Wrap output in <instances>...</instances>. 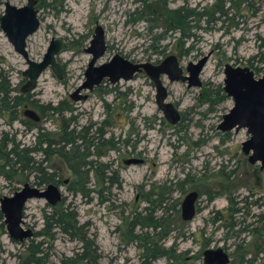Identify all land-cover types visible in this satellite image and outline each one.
I'll return each instance as SVG.
<instances>
[{
    "label": "rangeland",
    "instance_id": "1",
    "mask_svg": "<svg viewBox=\"0 0 264 264\" xmlns=\"http://www.w3.org/2000/svg\"><path fill=\"white\" fill-rule=\"evenodd\" d=\"M36 1L37 5L41 2L37 6L39 27L27 37L26 51L31 60L38 62L50 41L59 40L61 46L55 59L61 77H56L50 67L44 69L36 87L28 92L29 100L51 106L67 102L71 110L65 112L64 120L69 129L87 127L91 135L101 127L103 144L94 148L93 160L108 163L120 181L119 186L113 185L99 193L100 186H94L93 178L88 184L93 192L89 198L82 197L68 191L72 175L62 161L52 156L47 162L60 171L54 184L59 186L65 199L61 205L57 203L56 208L75 212L82 235L94 245L95 263L87 264H146L140 255L142 241L131 240L129 222L132 219L134 223L141 222V217L147 214L156 220L162 219L163 227L141 228L134 224L130 228L131 235H139L140 239L156 235L152 240L169 254L150 264H204L203 251L217 247L229 254L228 264H264V241L258 240L257 234L254 236L252 232L262 229L260 221L264 219V169H260L259 164H250L241 150V143L249 137L245 128L228 134L217 129L223 114L233 105L223 89L217 88L223 86L224 65L249 66L250 61L253 67L259 68L256 71L252 67L257 77L264 71V63L257 58H264V47H260L264 42V0H248L249 9L241 3L237 9L230 10L224 20L216 19L218 14H214L209 22L192 21L186 36L179 30H167L159 40L152 38L163 33L167 25L163 19L151 21L155 26L151 32L148 22L127 21L130 12L141 8L138 0ZM5 2L19 7L27 0H0V16ZM215 2L218 5L215 6ZM221 5L226 9L229 3L166 0L168 9L183 6L187 10L201 11L205 7L214 12ZM98 25L104 31L108 49L96 65L108 61L115 53L132 62L153 64L173 54L186 73L188 63L207 58L200 73V87L188 88L186 82H170L165 75L161 76L168 90L167 101L183 116L178 123L169 124L163 117L155 103L154 85L144 71L130 80H119L115 84L105 80L92 91H81L86 98L77 102L70 98L84 80L91 58L85 49ZM254 56L257 57L253 59ZM0 67L13 86L20 89L26 81L22 71L27 64L1 28ZM25 109L35 111L39 120L24 116ZM22 117L26 125L18 121L8 124L0 115V139H14L20 146H30L37 142L39 128L57 134L59 124H63L58 116H41L29 104L22 110ZM34 158L40 160L43 156L37 153ZM130 158L141 159V162L126 164ZM186 174L191 182L185 186V192L174 190V183ZM26 182L34 185V173H23L16 168L11 179H6L0 170V198L12 196ZM159 184L165 185L157 189L164 192L165 200L161 206L157 201L149 205L143 196ZM191 190L197 191L199 196L197 210L195 217L185 222L180 217V204ZM48 206L44 199H29L23 211V229L30 228L33 234L40 231L44 226L43 213L50 211ZM161 233H164L163 238H160ZM81 236L72 238L56 231L53 238L46 241L32 235L18 242L9 236L1 214L0 264H17V256L24 253V247L31 241L41 243L39 248L44 259L40 264H63V260L77 253H90L79 240Z\"/></svg>",
    "mask_w": 264,
    "mask_h": 264
},
{
    "label": "water",
    "instance_id": "2",
    "mask_svg": "<svg viewBox=\"0 0 264 264\" xmlns=\"http://www.w3.org/2000/svg\"><path fill=\"white\" fill-rule=\"evenodd\" d=\"M36 0H27L23 6H15L9 2L4 3L3 14L0 16V28L14 50L25 60L27 68L22 71L25 83L20 87L22 93L32 91L37 84L38 77L44 69L50 67L56 77L60 78V67L55 55L60 50V41L52 39L41 59L35 62L31 60L26 51V39L39 27L38 9ZM107 49L104 39V31L101 26H96L94 34L85 52L91 58L84 71V80L70 94V98L77 102L86 98L81 91H92L103 80L115 84L119 80H130L136 73L144 71L149 77L155 89V103L169 124H176L181 120L180 111L170 101H167L168 90L163 85L161 76L165 75L170 82H186L187 87H200V73L206 62V57L197 63H188L184 73L177 57L173 54L166 56L157 64L150 62H132L115 53L111 58L96 65ZM222 89L227 97L233 101L229 111L223 114L217 129L221 132H231L245 128L249 137L241 143L242 152L247 155L250 164H259L264 169V72L257 77L249 66H234L225 64L223 70ZM23 115L33 121H38L39 116L32 109H25ZM141 159L130 158L126 164L140 163ZM198 193L195 190L187 192L180 204V217L189 222L196 215V202ZM44 199L51 206L56 205L62 199V194L54 183L40 186L31 185L28 182L16 190L12 196L0 198V212L3 215L6 231L13 240L22 242L33 235L30 228L23 229V211L29 199ZM204 264H228L229 255L221 247L207 248L202 253Z\"/></svg>",
    "mask_w": 264,
    "mask_h": 264
},
{
    "label": "trees",
    "instance_id": "3",
    "mask_svg": "<svg viewBox=\"0 0 264 264\" xmlns=\"http://www.w3.org/2000/svg\"><path fill=\"white\" fill-rule=\"evenodd\" d=\"M141 4V8H136L133 12L128 14V22H136L139 20L149 23L148 31H152L155 27L151 21L162 20L167 25L164 27L163 33L156 34L153 36V40H159L163 38L167 30H179L186 36V30L190 27V22H199L206 20L209 22L214 14H218L216 19L224 20L227 18L230 10L237 9L241 3H244L246 8L249 9L251 6L248 0H219L222 3L228 2L229 6L225 9L222 5L217 6L214 12L208 11L205 7L201 11H195V9L187 10L181 6L176 9H168L166 7V0H138ZM217 2H215L216 6ZM41 2L37 6H40ZM218 5V4H217ZM132 17V18H131ZM197 24V23H196ZM197 26V25H195ZM260 47H264V42ZM154 49V47H152ZM158 52V51H157ZM257 56H254L256 58ZM258 61L264 63L263 57H257ZM249 67L252 69L253 65L249 61ZM256 71H259L258 67H253ZM218 90H222L221 86L218 85ZM29 104L36 108L41 116L44 114L56 115L63 124H59V131L57 134L39 128V135H37V142L34 145L25 146L14 139H7L5 137L0 139V158L2 163L0 164L3 176L6 179H11L15 169H19L21 172L34 173L35 186H45L49 183L57 182V176L59 169L54 165L48 164L47 162L52 156L58 157L63 165L72 175V178L67 187L68 191L75 195L82 197H88L93 189H90L88 184L94 178V186L99 187V193L105 188L110 189L111 186H119L120 181L118 180L117 173L108 163H101L98 160L89 159L92 155L91 150L99 145L103 144L104 131L101 127L96 128L91 135H89V128L76 127L69 129V125L65 124L64 114L70 111L69 104L67 102H59L56 106L38 105L29 100V93H22L17 86H13L8 74L0 67V115H2L8 124L13 121H18L21 124L26 125L25 119L22 117V110L25 105ZM35 104V105H34ZM183 117V116H182ZM181 117V119H182ZM70 121L71 119L68 118ZM36 123H33L35 125ZM228 134V133H224ZM111 141V140H110ZM92 148V149H91ZM40 153L43 158L36 160L34 154ZM2 168H7L2 170ZM189 174L181 180H177L174 183V190L185 192V186L190 183ZM165 184V183H164ZM153 186L147 192H145L143 199L149 204H154L155 201L161 206L164 202L163 191H157L159 188H163L165 185ZM96 189V188H95ZM94 189V191H95ZM98 190V189H97ZM171 190V188H170ZM169 190V193L171 192ZM152 196H155L154 198ZM65 197L63 196L61 201L57 205H61L64 202ZM50 211L43 213L44 226L40 231L34 232L33 236H41L45 241L52 239L54 232H59L65 235H71L72 238L82 235L81 226L78 225L76 214L73 211L58 210L56 206H48ZM1 215V213H0ZM141 222H135L133 219L129 222L130 228L133 225H140L141 228L152 227L153 229L163 227L162 219L156 220L152 215L147 214L145 217H141ZM262 229H253L252 232L257 234V238L260 241H264V219H262ZM134 225V226H135ZM129 228V234L132 237L131 240L138 239L142 241L139 243V248L142 250L140 254L146 264H150L153 260L158 257L169 255L167 251L162 250L161 247L156 245V242L152 239L156 235H152L151 239L147 237L141 238L138 235H131V229ZM79 239L84 248L89 249L90 253L87 254L82 252L77 253L72 258L63 260V264H82V263H95L94 245L87 238ZM143 235H141L142 237ZM148 236V235H147ZM154 236V237H153ZM164 237V233L160 234V238ZM41 243H34L31 241L29 245L25 246L23 254L17 256V264H40L41 259H44L42 255V249L39 248ZM47 262V261H46ZM45 264V263H42Z\"/></svg>",
    "mask_w": 264,
    "mask_h": 264
},
{
    "label": "flooded vegetation",
    "instance_id": "4",
    "mask_svg": "<svg viewBox=\"0 0 264 264\" xmlns=\"http://www.w3.org/2000/svg\"><path fill=\"white\" fill-rule=\"evenodd\" d=\"M36 8H37V4H36ZM107 49H108V47H107ZM107 49H106V51H107ZM106 51H105V53H106ZM105 53H104V54H105ZM113 55H114V54H113ZM113 55H112V56H113ZM110 58H111V57H110ZM110 58H109V59H110ZM109 59H108V60H109ZM177 59H178V58H177ZM178 61H179V60H178ZM179 64H180V63H179ZM180 66H181V65H180ZM183 70H184V69H183ZM263 72H264V71H263ZM105 80H106V79H105ZM105 80H103V81H105ZM102 83H103V82H102ZM96 87H97V86H96ZM94 88H95V87H94ZM83 91H87V90H83ZM27 93H28V92H27ZM181 117H182V116H181ZM86 128H87V127H86ZM224 133H228V132H224ZM91 152H92V155L89 157V159H93V157H92V156L94 155L93 149H92ZM48 205H49V204H48ZM50 206H51V205H50ZM54 206H55V205H54ZM228 255H229V254H228ZM229 258H230V257H229Z\"/></svg>",
    "mask_w": 264,
    "mask_h": 264
}]
</instances>
